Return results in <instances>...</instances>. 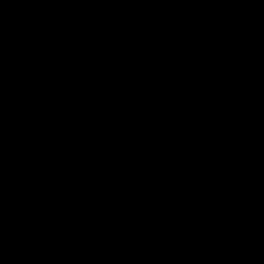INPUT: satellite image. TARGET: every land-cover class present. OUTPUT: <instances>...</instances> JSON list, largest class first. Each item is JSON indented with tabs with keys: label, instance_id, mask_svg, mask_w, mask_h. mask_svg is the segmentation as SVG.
I'll use <instances>...</instances> for the list:
<instances>
[{
	"label": "water",
	"instance_id": "95a60500",
	"mask_svg": "<svg viewBox=\"0 0 264 264\" xmlns=\"http://www.w3.org/2000/svg\"><path fill=\"white\" fill-rule=\"evenodd\" d=\"M0 264H264V0H0Z\"/></svg>",
	"mask_w": 264,
	"mask_h": 264
}]
</instances>
